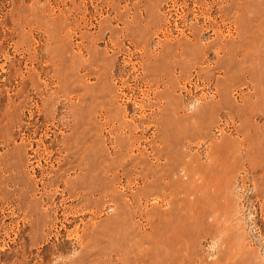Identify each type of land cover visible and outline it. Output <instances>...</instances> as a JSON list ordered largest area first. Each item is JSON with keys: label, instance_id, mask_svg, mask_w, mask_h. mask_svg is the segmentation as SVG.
<instances>
[{"label": "rangeland", "instance_id": "1", "mask_svg": "<svg viewBox=\"0 0 264 264\" xmlns=\"http://www.w3.org/2000/svg\"><path fill=\"white\" fill-rule=\"evenodd\" d=\"M0 264H264V0H0Z\"/></svg>", "mask_w": 264, "mask_h": 264}]
</instances>
